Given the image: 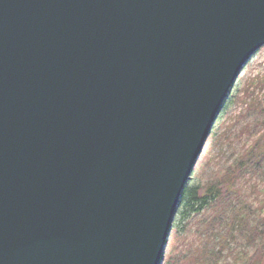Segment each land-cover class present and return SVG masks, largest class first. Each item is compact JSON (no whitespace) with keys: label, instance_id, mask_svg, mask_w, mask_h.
<instances>
[{"label":"water","instance_id":"1","mask_svg":"<svg viewBox=\"0 0 264 264\" xmlns=\"http://www.w3.org/2000/svg\"><path fill=\"white\" fill-rule=\"evenodd\" d=\"M264 0H0V264H163Z\"/></svg>","mask_w":264,"mask_h":264},{"label":"rangeland","instance_id":"2","mask_svg":"<svg viewBox=\"0 0 264 264\" xmlns=\"http://www.w3.org/2000/svg\"><path fill=\"white\" fill-rule=\"evenodd\" d=\"M263 98L264 47L251 59L237 79L205 144L188 189L200 192L244 151L248 152L251 148L257 150L264 142V112H261L264 107L258 106ZM237 181L239 196L252 205L261 221L264 216V155L259 161H254L252 168ZM178 220L179 218L173 226L163 264H203L200 248L206 242L207 225L203 224L205 218L199 216L198 221L188 225L186 234H182L180 239L178 229L181 221ZM242 243L244 242H239L240 245ZM229 254L226 253L219 264H241ZM181 255L187 257L185 262L177 261Z\"/></svg>","mask_w":264,"mask_h":264},{"label":"trees","instance_id":"3","mask_svg":"<svg viewBox=\"0 0 264 264\" xmlns=\"http://www.w3.org/2000/svg\"><path fill=\"white\" fill-rule=\"evenodd\" d=\"M259 105L264 107V98ZM263 155L264 142L257 150L251 148L248 152L244 151L200 192L187 190L178 215V222L181 221L178 239L186 234L188 225L198 221L199 216L204 217L207 235L203 248H200L203 264H219L226 253H231L233 260L241 264H264V216L259 221L252 205L241 199L237 181ZM241 241L243 245L239 244ZM186 259L185 255H181L177 261L185 262Z\"/></svg>","mask_w":264,"mask_h":264}]
</instances>
